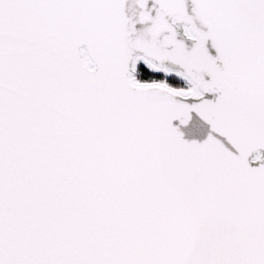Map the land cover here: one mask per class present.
<instances>
[{
  "label": "snow or ice",
  "instance_id": "1",
  "mask_svg": "<svg viewBox=\"0 0 264 264\" xmlns=\"http://www.w3.org/2000/svg\"><path fill=\"white\" fill-rule=\"evenodd\" d=\"M0 264H264V0H0Z\"/></svg>",
  "mask_w": 264,
  "mask_h": 264
}]
</instances>
